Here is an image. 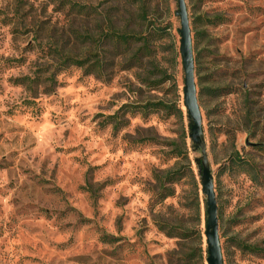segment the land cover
Wrapping results in <instances>:
<instances>
[{
  "label": "rangeland",
  "instance_id": "374dc122",
  "mask_svg": "<svg viewBox=\"0 0 264 264\" xmlns=\"http://www.w3.org/2000/svg\"><path fill=\"white\" fill-rule=\"evenodd\" d=\"M185 3L224 264H264V0ZM175 9L176 0H0V264H207ZM111 25L158 29L161 72L150 75L147 58L115 71L108 41L102 76L49 65L54 48L95 50L74 31L97 41ZM35 75L32 87L14 82ZM147 102L166 108L120 113L117 130L108 120ZM168 170L180 179L161 200L157 175ZM157 221L190 236H168Z\"/></svg>",
  "mask_w": 264,
  "mask_h": 264
},
{
  "label": "trees",
  "instance_id": "16d2710c",
  "mask_svg": "<svg viewBox=\"0 0 264 264\" xmlns=\"http://www.w3.org/2000/svg\"><path fill=\"white\" fill-rule=\"evenodd\" d=\"M77 7L79 10L82 8L81 5L72 4V8ZM139 17L141 20L146 19V11L144 5L142 8L139 9ZM147 30V29H146ZM160 30V29H159ZM162 31L165 29L162 28ZM158 32V29L154 28L153 33ZM153 33H147V31H138V32H128L125 30H119L113 25L109 26L107 31L103 33L102 36L98 38L96 41L90 35H82L77 31L73 32V37L75 41L78 42H88L90 45H95V50L89 52L87 55L81 56L78 54H70L69 52L63 53L59 49H53L51 53L50 63L49 65L55 67L57 70L60 68H67L69 66H76L78 68L84 69L86 74H96L97 76H102L103 72L105 71V51L99 50V47L104 41H108L111 45V50L109 53L112 56V66L115 68V71L120 70H131L137 69L143 66V58H147L148 64L151 66V70L149 74H155L159 71V68L156 64V55L157 49L154 47L151 39L153 38ZM138 46L135 49H131L134 46ZM103 49V48H102ZM130 50H133L130 52ZM174 57H178V52L176 49H173ZM112 72V71H111ZM39 77L35 75L34 77L24 76L20 78H15L14 82L16 84H23L28 87H32ZM149 78L146 79V86H151L154 84H159V81H148ZM162 79L161 81H163ZM49 82V85L46 87V91L49 92L52 90L53 87L56 85L55 73H50V75L46 79ZM158 107L166 108V104L162 102H147L145 104L141 103H127L120 107V109L113 115L108 117L113 124V128L115 130L118 129L119 125V115L120 113L131 112V113H141L147 114L149 111L155 110ZM260 143H254L251 146H260ZM180 179V174L176 170H168L163 172L161 175H157V185H158V195L161 200L171 196L173 194V190L171 185ZM206 207H205V200H204V216H205V223H206ZM219 221V216H218ZM158 229L164 231L168 236H173L174 234H178L182 238H187L190 236V233L179 227L180 231L175 233L174 231L178 230L176 227H172L169 223L164 221H157ZM201 238V235H200ZM242 249H246L250 252H258V248L256 246L251 245H241ZM203 252L206 250L200 249V258L203 259ZM196 252L192 249L188 254L186 259L194 258Z\"/></svg>",
  "mask_w": 264,
  "mask_h": 264
},
{
  "label": "water",
  "instance_id": "95a60500",
  "mask_svg": "<svg viewBox=\"0 0 264 264\" xmlns=\"http://www.w3.org/2000/svg\"><path fill=\"white\" fill-rule=\"evenodd\" d=\"M174 16L179 20L177 33L179 35V54L184 74L183 78V105L189 121L188 137L194 151L200 153L194 162L197 166L201 193L205 196L206 223L204 236L206 241V263L224 264L221 242L219 237L218 207L214 190L213 176L210 169L206 142L202 126V115L197 100V91L194 73V54L191 28L185 0H176ZM246 145L254 143L245 141Z\"/></svg>",
  "mask_w": 264,
  "mask_h": 264
}]
</instances>
